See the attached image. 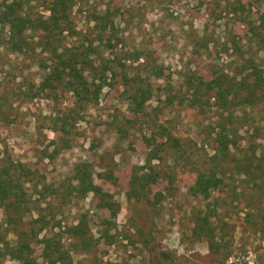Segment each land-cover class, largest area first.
Masks as SVG:
<instances>
[{
  "label": "rangeland",
  "instance_id": "rangeland-1",
  "mask_svg": "<svg viewBox=\"0 0 264 264\" xmlns=\"http://www.w3.org/2000/svg\"><path fill=\"white\" fill-rule=\"evenodd\" d=\"M70 1V22L56 45L99 72L110 69L108 86L85 110L76 109L73 93L50 86L44 32L27 24L24 46L7 42L16 23L5 18L8 7L36 19L49 15L47 0H0V164L10 159L31 171L33 212L19 228L37 232L27 238L34 257L42 261V241L55 237L72 264H264L261 170L250 188L235 176L220 191L204 190L194 169L215 154L221 118L206 91H188L218 76L241 82L252 65L264 77V0ZM137 79L154 88L142 112L124 93ZM224 119L239 146L254 147L264 161V101ZM149 159L161 175L149 186L151 202L130 195L132 175ZM83 164L115 203V215L94 193L76 189L75 169ZM40 212L48 221L41 231L32 223ZM207 215L217 229L214 247L197 228ZM4 219L0 209V233L14 244ZM76 226L82 234L72 233ZM0 264L24 263L2 252Z\"/></svg>",
  "mask_w": 264,
  "mask_h": 264
},
{
  "label": "trees",
  "instance_id": "trees-1",
  "mask_svg": "<svg viewBox=\"0 0 264 264\" xmlns=\"http://www.w3.org/2000/svg\"><path fill=\"white\" fill-rule=\"evenodd\" d=\"M44 6L49 15L46 17L41 15L36 19H31L26 14L23 16V13H15V4L9 6L5 18L11 24L16 23L10 27L7 42L15 47L24 46L26 41L22 32L23 28H27V24H31L32 30L35 28L44 32V48H50L49 53L51 54L49 63L44 68L51 81L52 85L50 86L54 88L53 91L62 86L68 92L73 93L76 109L85 110V106L97 102L103 88L108 86L110 69L99 72L93 62L83 63L84 59H80L81 55L56 45L59 42L58 36L67 31L65 26L70 22L69 11L73 7L70 0H47ZM248 70H250L248 77L241 82L218 76L210 82H204L201 79L198 84L190 86L188 89L191 97H203L206 91L208 97L214 99L211 106L215 108L221 118L216 133L217 149L215 154L207 160V165L204 164L201 170L194 169L204 178L203 187L206 192L222 190L225 179L231 180L235 176H238L241 182L248 184L247 187L250 188L251 184L255 182L257 168L261 170V178L264 179L263 159L257 158L254 147L242 148L239 146L238 141L233 139L229 130L231 127L224 119L225 115H232L236 107H253L257 100L264 101L262 69L252 65L248 67ZM86 71H89L92 76L91 84L85 75ZM153 91L154 88L151 84L137 79L134 84L126 86L124 93L128 94L132 100L135 111L142 112L153 96ZM200 103L196 100V104ZM192 106H195V103H192ZM59 133L64 137L69 134L66 122L61 123ZM168 137L170 138L167 139L168 141L173 140L176 146H180L179 139ZM153 159L148 160L142 173L135 171L132 175L130 195L137 200L145 197L147 201L151 202L147 194L149 186L161 176L152 165ZM257 159L259 160L256 165ZM30 174V169L10 159L6 163L0 164V209L3 210L5 216L4 226L17 237V241L12 244L7 237L0 233V253L7 252L9 256L23 261L24 264H72L70 254L58 246L55 237H47L42 241V261L34 257L33 250L28 246L27 238L37 237V232L35 229L26 232L19 228L25 217L33 212V201L30 197V189L27 187ZM75 179L79 184L76 188L78 191L80 190L83 194L94 193L99 198L101 205L112 215H115V203L109 201V194L104 193L95 184L92 173L86 164L76 167ZM37 208L40 209V207ZM47 222L46 216L42 212L39 213L38 218L32 221L33 224H41L40 231L45 228ZM212 225L211 215L198 217V230L205 234L211 247H214V241L218 234L215 233L217 229ZM81 228L82 226L74 227L71 229L72 233L82 234ZM32 233L33 235H31Z\"/></svg>",
  "mask_w": 264,
  "mask_h": 264
}]
</instances>
